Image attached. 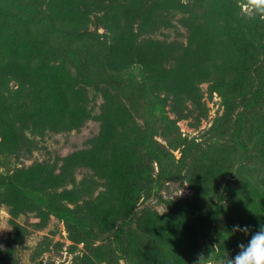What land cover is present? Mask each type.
Segmentation results:
<instances>
[{
    "label": "rangeland",
    "instance_id": "1",
    "mask_svg": "<svg viewBox=\"0 0 264 264\" xmlns=\"http://www.w3.org/2000/svg\"><path fill=\"white\" fill-rule=\"evenodd\" d=\"M260 225L254 0H0V264H227Z\"/></svg>",
    "mask_w": 264,
    "mask_h": 264
},
{
    "label": "clouds",
    "instance_id": "2",
    "mask_svg": "<svg viewBox=\"0 0 264 264\" xmlns=\"http://www.w3.org/2000/svg\"><path fill=\"white\" fill-rule=\"evenodd\" d=\"M256 11L264 14V0H254ZM233 231L247 232L248 227L234 226ZM240 251L233 258H227V264H264V225H260L246 245L241 244ZM205 257L201 256L197 264H203Z\"/></svg>",
    "mask_w": 264,
    "mask_h": 264
},
{
    "label": "trees",
    "instance_id": "3",
    "mask_svg": "<svg viewBox=\"0 0 264 264\" xmlns=\"http://www.w3.org/2000/svg\"><path fill=\"white\" fill-rule=\"evenodd\" d=\"M6 10H7V13L9 12L10 16L13 15L14 12L10 8H7ZM129 71H130V69L129 70H123L121 72H115V75L116 76H122V75L128 73ZM132 264H134V263L132 262Z\"/></svg>",
    "mask_w": 264,
    "mask_h": 264
}]
</instances>
